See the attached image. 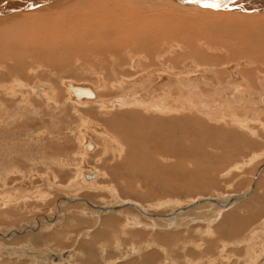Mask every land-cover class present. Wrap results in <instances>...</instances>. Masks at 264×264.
I'll list each match as a JSON object with an SVG mask.
<instances>
[{
  "label": "rangeland",
  "instance_id": "1",
  "mask_svg": "<svg viewBox=\"0 0 264 264\" xmlns=\"http://www.w3.org/2000/svg\"><path fill=\"white\" fill-rule=\"evenodd\" d=\"M195 14L198 13L185 15ZM206 25L201 24V29L198 28L199 25H196L199 29L198 32L196 27L188 25V33L192 37H196V34L199 37L200 35L205 37L206 34V38L218 39V37H222L224 40L230 33V40L228 41H231L230 43H233L234 46L237 43L236 39H239L237 35H241L243 38L249 34L241 27L227 28L230 23L225 28L226 31L224 27H217V29ZM179 30L182 31V29ZM171 32L180 34V31L174 29ZM182 33L185 34L186 31L183 30ZM187 34L185 35L187 36ZM248 36L246 39L250 38ZM181 37L180 34L179 38ZM48 50H56V47L48 48ZM48 50H40V54L44 52L46 53H43L44 56L47 54L49 56L51 53ZM219 51L221 52V50H218V52L214 51L215 54L212 53L214 54L213 60L219 64H221L220 62L232 64L231 60H227L231 58L230 55L227 53L226 57L225 53H219ZM40 54L37 52L32 57L31 55L27 56V60L26 58L23 59L26 62L24 65L20 64L22 59L9 60V64L4 62L5 59H0V68L3 67L0 69L1 264L82 262L84 252L81 251L88 248L89 241L87 238H90L93 232L99 230L100 220L98 219L100 218H103V221L106 218L110 220V225L105 229V232L110 233L106 232V237L110 235V238L102 236L98 239L97 244L107 243L108 254H104L105 259L111 258L112 260L99 264H252L253 262V264H264V127L259 123L260 121L264 122V111L260 110L256 117L251 119L250 125L252 124V126L248 124V127L255 131L253 133L243 128L244 126L239 123L234 125L227 120L225 121V119H228L227 117L218 118L215 122V117H212V122L208 125L206 123L194 124L191 121L187 123L186 121V123H180L183 131L178 129L173 133L166 129L165 125L167 123L159 125V127H162L159 133L149 131L147 134V145L152 147L150 150H153L154 143L156 140L159 141V138L162 142L161 145L168 143V141L169 143L172 142V134L176 135V146L178 138L181 147L189 145L188 150L186 146H183L185 156L176 154L170 165L166 154L154 155L151 152L140 155L142 145L138 144L136 139L130 137L129 142L134 148L132 150L137 153L134 159L128 153L125 154V150L123 156L110 151L111 153L108 152L106 158L99 161L104 149V137L99 136L92 130L91 123V126L89 123V125H86L88 130L85 129V126L83 128L82 124L87 119L102 124L104 117L96 116L98 113H102V110L94 103L81 106L74 104L72 100L70 102L67 99L69 94L64 85L65 81L74 80L92 87L94 85L100 88L99 91L105 97L118 96L127 92L128 87L132 86L130 83H125L122 85L124 88H119L115 83H118L117 80H119L122 72L124 74L129 69L131 63L134 62V58L130 59L131 57H128L129 59H127V56L121 52L119 56L122 62L119 63L118 67H111L106 62V68L100 69L101 66L97 62L106 59L99 54L91 56V61L83 56L87 61L83 60L85 65L79 62L75 64L74 59L72 61L70 59L62 61L65 59L64 56L60 59L62 56H53L52 54L54 61L46 59V56L42 60ZM43 54H41V57H43ZM17 57L21 58L22 56ZM55 57H59V60L57 58L55 60ZM254 58L257 57L254 56ZM258 59L260 58L258 57ZM90 64L94 67V73ZM20 65L24 66L25 69L19 67ZM14 66L17 68H14ZM256 66L258 67L256 64L246 65V68L242 67L239 70L242 73L244 70L252 72L249 76L253 77L254 82H256L258 75L253 73V71H256ZM263 66V64H259L258 69L261 72L259 74H264ZM130 69L131 72L140 71L139 67H130ZM97 73L99 74L97 75ZM221 75L224 79L227 78L228 71L223 72ZM100 78L106 80V86L102 88L99 85ZM46 83L51 84L52 92L49 89L50 86ZM39 87H45V89L40 90ZM202 87L206 90V98H219L215 103L212 100L207 102L209 106H212L213 113L218 115L225 113V102L220 98L222 91L225 92V88ZM201 88L198 89L200 93L203 92ZM258 88L261 87L257 86ZM175 91H177L176 87ZM54 95L55 98H53ZM193 95L198 96L195 94V89ZM248 96L249 93L245 92L243 97L246 101L243 102L245 106H249L250 103L247 99ZM152 97H154L153 94ZM189 102L190 105L187 102L185 103L190 107L198 105L197 102L192 100ZM103 105L106 106L105 103ZM236 105L237 102L234 100L230 104L231 109L227 112L231 113L232 116L236 111L245 114L246 110L243 111L244 109H242L241 111V108L238 110ZM135 107H138V105ZM77 109L79 115L76 114L78 112H75ZM98 109L101 111H98ZM119 109H114L112 113L119 111ZM123 109L130 108L125 107ZM247 112L250 113V111ZM162 115L163 118H167L169 115L176 114L164 113ZM155 120L159 121V118ZM226 123H228V127L225 126ZM233 130L236 131L233 132ZM177 132L179 133L177 134ZM181 132L187 133L188 136L182 138ZM86 135L91 137L98 148L91 151L84 148L83 142ZM151 135H153L152 138ZM144 157H147L151 163V170L149 171L151 177L149 180H146L145 176L136 170L129 171L131 160H134L135 164H140V160H143ZM178 160L183 161L184 166L185 164L188 165L185 166L187 169L178 168L176 165ZM219 161H222L223 164L221 165ZM193 163H195L194 166H192ZM119 164H121V167H119ZM84 165L88 166V171L94 169L99 172L100 170L102 176L89 181L83 180L82 176V182L87 181L91 184L95 180L97 185L110 188L120 200L127 202V206L124 207L125 211L130 212L132 215L141 216L139 222L137 219L134 221L132 218H128L127 213L124 217L117 213V222L124 223L126 227L119 229L116 227L117 224L113 227L111 226L113 220L111 216L114 212L107 208L102 211L94 209L85 202L90 201L95 205L117 204L115 202L116 198L106 189L83 188L84 190H79L76 188L77 190H75L74 188L69 190L71 193L63 189L52 192L50 191L52 186L49 182H44L45 177H48L52 183H58L56 187H70L81 177V172L78 169L84 167ZM210 166L211 168L207 170ZM216 166H219L220 169H217ZM202 176L208 178V181ZM136 177L137 179H133ZM197 182L199 183L196 184ZM16 198L17 200H15ZM67 198H72V200L78 198V200L67 202ZM203 198H213L219 202L223 199L225 202L222 201V204H231H228L230 207L228 205L223 207L220 203L215 202L213 206L214 202L203 201ZM130 202L139 204V206L131 205ZM122 205L124 204L122 203ZM184 206L189 207L188 210L183 209L186 216H184L185 221L180 224L170 226L162 219L163 217H170L169 214L174 209L175 212L171 216H175ZM10 208H13L18 217L5 213ZM24 208H27V210ZM20 209L25 212L23 211V213ZM81 209L99 212L91 214L80 211ZM139 209H144L146 212L141 213ZM149 215H159L161 219H155L157 221L151 222ZM54 221H58V225L50 227ZM38 222H41L42 225H37ZM35 226L39 229L34 231L32 228ZM94 226L97 228L93 231L91 228ZM127 227L135 229H132L131 234H127L123 231ZM113 228L121 231L120 236L118 235L120 239L112 231ZM231 228H236L234 233L231 232ZM166 235L167 238L161 239ZM175 235L178 240H174L177 243L169 248V242H172L171 245H173L172 239ZM51 236H55L56 239L49 238ZM251 241L253 242L251 243ZM138 242H140V248L138 247L135 253H129L128 249L136 247ZM131 244L133 247H129ZM54 253H57V255L54 256ZM126 255H129V257L124 258ZM88 264L93 263L88 262Z\"/></svg>",
  "mask_w": 264,
  "mask_h": 264
},
{
  "label": "bare ground",
  "instance_id": "2",
  "mask_svg": "<svg viewBox=\"0 0 264 264\" xmlns=\"http://www.w3.org/2000/svg\"><path fill=\"white\" fill-rule=\"evenodd\" d=\"M236 5L237 6L231 7L222 6L221 8L217 9L205 8L203 5L190 2L186 3L184 0H0V59H5V63H8V61L12 59H22L20 64L24 65V63L26 62L23 61V59L25 60L27 56L31 55L32 57L34 53L38 52L40 54V50H48V48L51 49L52 47H56V50H48V52H50L53 56H62L60 59H62L64 56L65 59L62 61H68L67 59H70V61H72L74 59L75 64L79 62L80 64L82 63L83 65H85V62L87 61L83 58V56L91 61V56L99 54L102 58L106 59H102L97 62L101 66L100 69L106 68V62L111 67H118L119 63L122 62L121 57L119 56L121 52H123V54L127 56V59H129L130 57V59L134 58V62L131 63L130 67H139L140 71L131 72V69L129 67L130 70L127 69L124 74L122 72L119 80H117L118 83H115L119 88H124V86H122L123 84L130 83L132 86L128 87L127 92L122 93L118 96L105 97L101 93V91H99V87H95L94 85L92 87L83 82L78 83L74 80H67L64 84L66 86L67 93L69 94L67 99L69 101L72 100L74 104L81 106H86L90 103H94L97 104L98 108L102 110V113H98L96 115L104 117V120H102V124H98L97 122L90 121L88 119L86 121L83 120L85 122L82 121L83 128L85 126V129L88 130L86 125L88 123H91L92 130H94L99 136L102 135V137H104V149L102 151V154L100 155L99 161H101L103 158H106L108 152L110 151L118 153L117 155L120 154L121 156H123L122 154L125 152V150V154L128 153V155H130L132 159H134L135 156H137V153L136 151L132 150L134 148L129 142L130 137L136 139L138 144L142 145L140 155H142L143 153L151 152L154 155L163 153L166 154L167 159L169 158L168 164L170 165V162H172V158L175 157L176 154L185 156V150L183 146L186 145H183L181 147L180 139L178 138V144L176 146V135L172 134V142L169 143L168 141V143L161 145L162 142H160L161 139L159 138V141L156 140V142L154 143L155 150L154 148V151L150 150L152 149V147H148L147 145V134L149 131H157L159 133L162 128L159 127V125L167 123L165 125L166 129L173 133L178 129L180 131H183L181 124L186 123V121L187 123H190L191 121L194 124L206 123L208 125L210 124V122H212V117H215V120L213 119L214 122L218 120V118L227 117L228 119H225V121L227 120L230 124L232 123L234 125L235 123H239L244 126L243 128H246V130H249L251 133H253L255 131L249 128L248 124L249 126H252V124L250 125L251 119H254L256 117V114L260 110L262 112L264 111V74H259L261 72L258 69L259 64L264 65V0H238L236 2ZM184 13L198 14L185 15ZM231 22L233 23V25H231ZM237 22L239 23L237 24ZM228 23H230L229 27H227ZM201 24H208L211 28L224 27V29L226 27L229 29L241 27L250 34V36H248L249 34L247 35L250 38L246 39L247 36H244L242 38L241 35H237L239 39H236L237 43L236 46H234L233 43H230L231 41H228L230 40V33L228 37H225V40L222 37H218V39H210L209 37L206 38V34L205 37L201 35L199 37L197 34L196 37H192L188 33V25L192 27H196V25H199L198 28L201 29ZM172 29L180 31L182 37L179 38L180 34L171 32ZM179 29H182V31H186L185 34L188 33L187 36L183 34ZM199 29H197L196 31L198 32ZM226 30L227 29H225V31ZM218 50H221V52L219 51V53H225L226 57L229 54L231 58L227 60H231L232 64H228L227 62H220L221 64H219L215 60H213V55L215 54L214 51L218 52ZM41 54L39 56L40 58H42V60L46 57V59L50 60L53 57L51 56V54L49 56L47 54L45 55V57L44 54L46 53H44L43 57H41ZM17 56L22 57L18 58ZM254 56H256L257 58H254ZM59 57H55L54 59L56 60V58L58 59ZM258 57L260 59H258ZM83 60L85 62H83ZM222 63L225 65L223 66ZM253 64L258 65V67L256 66L257 68L253 67L256 68V71H253V73H255L254 75H258V79L256 81L257 84L256 82H254L253 77L251 78L249 76L252 72L244 70V75H242L243 73L239 70L242 67L246 68V65L250 66ZM21 65L19 67H22ZM90 66L93 71V65L90 64ZM14 68L17 67L14 66ZM22 68L25 69L24 66ZM227 71L228 76L224 79L221 74ZM98 74L99 73H97V75ZM220 76H222L223 78ZM100 79L101 81L99 85L102 88L106 86V80H102V78ZM225 82L226 84H224ZM46 84L50 86L49 89H51L52 92L53 89L51 87V84ZM72 86L89 88L93 91L94 96L77 98L73 94V91L71 89ZM174 86L176 87L177 91H175ZM202 86H210L214 88L219 87V89L225 88V92L222 91V96H220V98L225 102V113L223 112L220 115L213 113L212 106H209L207 102L208 100H212V102L215 103L219 98H206L205 94L207 93H205V89H202ZM257 86L261 87L260 89L262 90H260L259 88L257 89ZM39 88L40 90L45 89V87ZM200 88L203 90V92L201 93L200 91L198 92V89L200 90ZM194 89L195 94H197L199 97L193 95ZM245 92L249 93V96L247 97V99L250 101L249 106L243 105V102H246L243 98L245 96ZM152 94L154 95V97H152ZM53 98H55V95ZM231 99H234L237 102L236 107L238 110L241 108V111L242 109H244L243 111H250V113L245 112V114H240L238 111H236L232 116L231 113L227 112L231 109L230 104L234 102V100ZM191 100L197 102L198 105L195 107H190L189 105L191 103L189 101ZM184 101L189 105H187ZM103 103H105L106 106H104ZM114 103H116V105H114ZM136 105H138V107H135ZM141 105H144L145 108ZM125 107L130 109H123ZM116 108H120L121 110L119 109V111H115L112 113V111ZM99 109L98 111H101ZM75 112H78V109ZM164 113H173L176 115H169V117L163 118L162 114ZM76 114L79 115V112ZM156 118H159V121L155 120ZM259 123L264 127V122L260 121ZM226 124L225 126L228 127V123ZM235 131L233 130V132ZM178 133L179 132H177V134ZM181 133L182 138H186L188 136V134L185 132ZM152 136L153 135H151V138ZM84 144L85 146L87 144L86 149L88 151L98 148L91 137L87 135L84 138ZM89 144L91 145V147H89ZM186 147L188 150L189 145ZM221 162L220 164L222 165L223 163ZM129 164V171L136 170L142 173L145 176L146 180L150 179L151 175L149 174V171L151 170V163L149 162V159L147 157H144L143 160H140V164H135L134 160H131ZM194 164L195 163H193L192 166H194ZM176 165L182 170L187 169L185 166H188L186 164L184 166V163L181 160H178ZM119 167H121V164H119ZM216 167L217 169H220L218 168L219 166ZM210 168L211 166L207 168V170ZM78 170L81 172V177H79L74 184L72 183L73 185H71L70 187H56L58 183H52V181H49L48 177V179L45 177L44 182H49V184L52 186V188L50 189V191L52 192L62 189L65 191H69L70 189L74 188L75 190H84L83 188H90L95 190L106 189L111 192L114 198H116L115 202H117V204L112 205L113 203H110L106 205H95L90 201H85L84 199L83 201L87 202V204L92 206L94 209L102 211L103 209L107 208L114 212L111 216V218H113L111 226L113 227H115L116 224V227L119 229L121 227L124 228L125 226L124 223L117 222V213L123 215V217L127 213V217L129 216L128 218H132L134 221L136 219L138 222L140 221L141 216L132 215L130 214V212L125 211L126 209L124 207L127 206V202L120 200L117 194L114 195V192L110 190V188L97 185L95 183V180L91 184L90 182H87L91 179L93 180V177L94 179L97 177H101L102 173L100 170L99 172L98 170L95 171L94 169L88 171L87 165H84V167H79ZM82 172L87 180L86 182H82ZM207 173L209 174L208 171ZM88 175H92V177L87 178ZM209 175H211V173ZM133 179H137V177ZM205 179H207L208 181V178ZM198 183L199 182H197L196 184ZM204 184L207 185L208 183ZM15 200H17V198ZM67 200V202H74L77 201L78 198L74 200H72V198H67ZM120 201L124 205H122ZM203 201H210L211 203L214 202L213 206L215 205V202L220 203V205H222L223 207L231 204H222L221 202L223 201V199L219 202L218 200H214L213 198H203ZM224 202L225 201H223V203ZM130 204L135 205L136 207L139 206V204L133 202H130ZM188 207L189 206H184V208H181V211H179V213H177L175 216H171L175 212L174 209L172 212H170V217H163L162 219H164L167 224H170V226L177 223L180 224L182 221H185L184 216L186 215H184L183 209L188 210ZM24 209L27 210V208ZM9 210L5 211V213L10 214L13 217H18V215L15 214L13 208H10ZM139 210L141 213L146 212L144 209ZM214 210L216 211L217 209ZM80 211L89 212L91 214H96L99 212L95 210L92 211L84 209H81ZM156 216L158 217L156 218ZM156 216L149 215V217H151L150 221L152 222L157 221L155 219H161L159 215ZM98 220H100V224L98 225L99 230H96L97 232H93L91 234V237L87 238L89 241L88 248H85V250L81 251L82 253L84 252L82 256V262L65 261L66 264H88V262L97 264L101 262H110V260H112L111 258H109L108 260L105 259V255L108 254V249H106L107 243L97 244L98 239L102 236L105 238H110V235L106 237L107 231L105 232L106 227L110 225V220L108 218L104 219V221L103 218H100ZM95 221L97 222L96 219ZM134 224L139 225L138 223ZM37 225L41 226L42 224L41 222H38ZM57 225L58 221H54L52 222L50 227ZM96 228L97 227L94 226L91 229L94 231ZM32 229L35 231L36 229H39V227L35 226ZM132 229L135 228L127 227L123 231H125L127 234H131ZM235 229L231 228L230 230L232 233H234ZM112 231L119 238L121 231L115 228H113ZM176 237V235L173 236V245H171L172 242H169V248L171 246L173 247L177 243L176 241L178 239H176ZM49 238L56 239L55 236H51ZM165 238H167V235L161 239ZM174 239H176V241ZM106 241L108 242V239ZM252 242L253 241H251V243ZM131 246L133 247L132 244L129 247ZM138 247L140 248V242L136 244V247H133L130 250L128 249L129 253H135L138 250ZM55 255H57V253H54V256ZM128 257L129 255H126L124 258Z\"/></svg>",
  "mask_w": 264,
  "mask_h": 264
},
{
  "label": "water",
  "instance_id": "3",
  "mask_svg": "<svg viewBox=\"0 0 264 264\" xmlns=\"http://www.w3.org/2000/svg\"><path fill=\"white\" fill-rule=\"evenodd\" d=\"M186 3L190 2V3H195V4H200L202 5L200 2H198V0H184ZM238 0H225L222 1L223 4L231 7V6H237L236 2ZM73 94L77 97V98H81V97H92L94 96V93L91 89L86 88V87H79V86H72L71 87ZM89 147H91V145L89 144ZM92 175H88L87 178H91Z\"/></svg>",
  "mask_w": 264,
  "mask_h": 264
},
{
  "label": "snow or ice",
  "instance_id": "4",
  "mask_svg": "<svg viewBox=\"0 0 264 264\" xmlns=\"http://www.w3.org/2000/svg\"><path fill=\"white\" fill-rule=\"evenodd\" d=\"M205 8H221L227 7V5L222 3V0H198Z\"/></svg>",
  "mask_w": 264,
  "mask_h": 264
},
{
  "label": "crops",
  "instance_id": "5",
  "mask_svg": "<svg viewBox=\"0 0 264 264\" xmlns=\"http://www.w3.org/2000/svg\"><path fill=\"white\" fill-rule=\"evenodd\" d=\"M141 106H143L144 108H145V106L144 105H141ZM140 106V107H141ZM146 112V111H145ZM97 123H99V122H97ZM83 146H84V148L86 149V147H87V144H86V146H85V144H84V142H83ZM83 148V149H84ZM87 150V149H86ZM82 174H83V172H82ZM83 176V179H85L86 180V178H85V176H84V174L82 175ZM93 179H94V177H93ZM92 180V179H91ZM97 264H99V263H97Z\"/></svg>",
  "mask_w": 264,
  "mask_h": 264
}]
</instances>
